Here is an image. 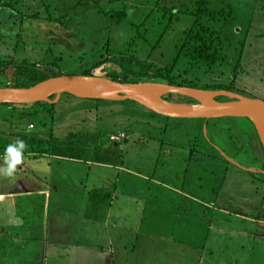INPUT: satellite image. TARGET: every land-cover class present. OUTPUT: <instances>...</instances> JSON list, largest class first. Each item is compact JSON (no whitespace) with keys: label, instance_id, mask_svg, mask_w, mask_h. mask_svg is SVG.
Segmentation results:
<instances>
[{"label":"rangeland","instance_id":"374dc122","mask_svg":"<svg viewBox=\"0 0 264 264\" xmlns=\"http://www.w3.org/2000/svg\"><path fill=\"white\" fill-rule=\"evenodd\" d=\"M63 1L0 0V51L12 49L24 29L40 37L55 34L62 40L74 33L90 49L83 61L75 58L71 48L62 50L67 56L60 69L64 76L82 74L108 58H132L156 70L172 66L185 34L199 19L218 37L221 63L211 73L195 67L185 74L187 61L180 59L173 73L199 86H232L244 97L264 101V0H93L98 3L95 13L78 15L74 11L78 0ZM9 7L28 15L39 12L43 18L49 9L71 12L67 18L71 32L48 22H28L19 29L12 25ZM201 10L211 11L216 20L204 17ZM14 56L25 55L19 51ZM116 72L117 66L106 64L92 75L107 77ZM14 79L9 74L0 84L11 85ZM219 125L229 134L210 122L207 135L229 165L225 173L212 174L213 163L201 154L193 153L188 160V154L180 153L190 147L204 150L197 148L207 144L199 132L205 130L202 120L167 119L132 101L96 103L66 96L56 104L31 108L0 106V168L4 167L1 139L12 140L9 134L27 133L49 142L47 157L23 159L13 177L0 175V193L11 195L17 182L48 189L50 177L64 171L68 181L57 189L65 196L61 204L67 218L59 222L65 221L71 229L68 244H110L104 246V253L112 251L111 244H121V238L132 244V252L144 244L141 256L135 258L134 253L130 258L131 264H264V188L260 186L256 197L243 184L247 178L264 182V169L246 156L236 155L234 160L220 150L234 141L237 148L247 150L251 141L246 133L256 128L240 118ZM184 164L190 167L185 169ZM77 185L83 187L85 199L70 188ZM193 194L207 201L194 202ZM56 195L60 194L54 192L53 203ZM82 203L83 213L77 209ZM1 216L5 217L0 219V264H45L43 197L0 202ZM82 222L83 234L77 232ZM114 223L125 228L119 230ZM99 224L111 231L101 232L108 240L103 243L96 239L97 229H88L89 225L100 228ZM77 251L82 252L78 246ZM192 251L194 255H184Z\"/></svg>","mask_w":264,"mask_h":264},{"label":"trees","instance_id":"16d2710c","mask_svg":"<svg viewBox=\"0 0 264 264\" xmlns=\"http://www.w3.org/2000/svg\"><path fill=\"white\" fill-rule=\"evenodd\" d=\"M61 4H66L65 0ZM93 4V5H91ZM98 3L93 0H78L75 4V15L82 13L94 14L95 7ZM11 13V19H13L12 25L18 27H24L28 22H48L58 24L65 30L71 32V28L67 24V18L71 15V12L59 13L58 10L51 12L50 9L46 10V16L43 18L39 12L32 15L23 14L21 11L17 10L15 7H9ZM165 13L167 10H165ZM201 13L212 20H216L215 14L209 10H201ZM200 13V14H201ZM97 14V12H96ZM170 22H172L173 14L169 13ZM166 17V16H164ZM29 31V34L26 33ZM25 30L23 34L16 35V41L12 49L4 48L3 51L11 50L14 54L5 55L3 51H0V79H7L8 75L14 76L15 79L9 84L1 83L0 88H30L38 83L44 82L48 79L62 77L61 70L62 63L65 62L67 56L63 54V49L71 48L74 53L75 58L83 61L87 56V50L90 49L86 45L84 39H79L71 33L67 40H62L58 36L49 35L40 37V33ZM36 34V35H35ZM184 41L182 42L178 56L175 58L172 66L166 68H160L154 70L151 65L147 62L134 60L132 58H122L119 61H112L109 58L101 61L91 69L85 71L82 74H73V76H93L92 71L100 68L106 64H111L119 68V73L111 74L105 78H108L115 82L121 83H145V82H155L161 84H167L169 86L176 87H187L199 90L207 91H226L234 93L237 95L239 92L236 88L223 84L215 85H203L199 86L193 80H184L178 75L173 73L176 70L177 65L179 66L180 59H186L187 70L184 71L185 74L196 68L205 69L206 73H211L214 66L217 63H221V55L217 54L216 43L218 37H215L214 32L210 28L204 26L199 19L194 21V27L191 28L186 34ZM217 36V35H216ZM89 45V44H88ZM23 52L24 58L14 56L15 53ZM25 53V54H24ZM27 76L24 78V76ZM21 75V79L16 80V76ZM22 82V83H21ZM62 96L72 97L70 95L64 94ZM242 96V95H241ZM185 97L169 94L163 97L164 100L168 102H176L177 99ZM248 98V97H247ZM54 98H52L53 100ZM228 99L220 97L217 101H227ZM96 103H103L106 101L102 100H92ZM191 103H195L194 100L190 99ZM43 105L42 103L30 104V105H1L11 108H31L35 106ZM235 120L234 118H223L216 120H207L208 124L211 122L212 127H217L219 132L222 134H229V130H224L218 126L220 122ZM183 120V119H178ZM189 120V119H185ZM206 124V125H208ZM201 130V128H200ZM254 146V149L259 150L260 158L264 160V149L257 134L254 130L252 133H246ZM223 135V137H226ZM12 140L1 139L2 146L1 149L4 156L5 150L9 144L15 143L21 140L25 143V149L23 155H32L35 158L41 157L43 155L49 154L48 145L49 142L43 141L41 138L31 136L27 133H12L8 136ZM228 141H232L231 137H228ZM235 142V141H234ZM241 151V149H239ZM217 154V153H216ZM218 158H221L218 156ZM222 159V158H221Z\"/></svg>","mask_w":264,"mask_h":264},{"label":"water","instance_id":"95a60500","mask_svg":"<svg viewBox=\"0 0 264 264\" xmlns=\"http://www.w3.org/2000/svg\"><path fill=\"white\" fill-rule=\"evenodd\" d=\"M107 88L113 89L115 95H98ZM64 94L78 99L106 102L132 101L155 115L171 119L240 118L247 119L254 125L256 122L264 123V101L260 99H250L226 91L199 90L155 82L121 83L97 76H62L48 79L30 88H0V106L56 104ZM169 94L189 98L196 104L168 102L163 97ZM220 97L228 101H216V98ZM256 131L264 149V143L257 129Z\"/></svg>","mask_w":264,"mask_h":264},{"label":"crops","instance_id":"0c3cea01","mask_svg":"<svg viewBox=\"0 0 264 264\" xmlns=\"http://www.w3.org/2000/svg\"><path fill=\"white\" fill-rule=\"evenodd\" d=\"M48 155H44L41 157H47ZM4 156H1L3 158ZM23 159H27L29 161H32L33 159H38L33 157L32 155H23ZM49 172L51 165L48 163ZM25 166H23L20 170H22ZM27 167V166H26ZM19 170V171H20ZM21 172V171H20ZM37 180L39 178L34 177ZM68 177L65 174L64 171L59 173L58 177L51 176L50 177V185L48 189H31L27 187V182H15L16 187L18 186V190L16 191V187L14 191L9 193H0V202L4 203L7 200L11 201H17L21 199H29L31 200L33 197L42 196L43 197V204H45V257L43 259L45 264H131L130 258L134 253L136 254V257L141 256V252L144 251L142 247H144V244L137 245L136 250L132 252L133 247L132 244H125L126 238H121L120 242L121 244H111L112 251H107V253H104V246L110 245V244H83L82 241H80V244H68V233L71 229H69L64 223L63 225L59 222V219L61 218H67V214L64 211L62 207V199L65 200V196L63 195L62 191L60 190L58 192L57 188H62L64 186L65 180H67ZM68 181V180H67ZM82 183V182H80ZM66 186V185H65ZM73 192H77L82 194L83 198V187L80 186H71L70 187ZM69 189V188H68ZM54 192L56 194L55 202L53 203V196ZM10 195V196H9ZM78 195V194H77ZM76 195V196H77ZM83 203L81 206H77L78 211H81L83 213ZM80 208V209H79ZM102 210L104 208H101ZM104 211V210H103ZM112 216V214H111ZM128 216V215H127ZM5 216H1L0 219H2ZM118 218V217H117ZM129 219V216H128ZM18 225V224H16ZM80 225H83L82 229L78 230L77 232H81L83 234L84 231V223L82 222ZM100 228L88 226V229H97L96 233H99V235L96 236V239L99 243L106 242L108 240H104V237H102L101 232L105 231L106 229L103 228V224H99ZM108 225V223L106 224ZM102 226V227H101ZM114 226L117 227L116 223H114ZM106 227V226H105ZM109 229V227H107ZM120 228L124 229L125 225L122 224L117 227V229L120 230ZM2 229V228H1ZM101 229V230H100ZM106 230L108 232H111L110 229ZM70 234V233H69ZM83 237V235H82ZM17 238V237H16ZM15 238V239H16ZM81 238V237H80ZM114 239V237L112 236ZM77 239L71 240V243H76ZM80 247L82 252H76L74 253L75 247ZM103 247V250H102ZM145 248V247H144ZM138 253V255H137ZM184 255H194V252L191 253L187 252ZM188 259V258H186ZM200 263L202 260L200 259Z\"/></svg>","mask_w":264,"mask_h":264},{"label":"flooded vegetation","instance_id":"af4514ba","mask_svg":"<svg viewBox=\"0 0 264 264\" xmlns=\"http://www.w3.org/2000/svg\"><path fill=\"white\" fill-rule=\"evenodd\" d=\"M216 101H217V98H216ZM227 101H218V102H227ZM174 103H191V102H190L189 98H184V99L181 98V99H177V101L174 102ZM191 104H196V102L195 103H191ZM161 117H163V116H161ZM164 118H166V117H164ZM167 119H171V118H167ZM172 120H177V119H172ZM206 121L207 120H202V125L204 126V129L206 130V133H205V130H203V129L199 130V132H201V136H203L207 140V142H206L207 144L206 145H197V148H203L204 150L198 149L197 151H194V150H192L193 147H190V148H187V150L181 151L180 153H182L183 155L184 154H188V157H187L188 160H189V158L192 157L193 153L201 154L202 157H205L203 159L206 162L213 163L214 170H213L212 174H214L215 172L222 174V173H225L228 170V165L229 164H228V161L226 160V158L221 155V152L217 149V147L213 143V141L208 138V135H207L208 130H207V127H206V124H208V122H206ZM230 142H232V141H230ZM235 144H236V142H232V144L231 143H227L226 145H224L225 148L220 146V150L225 154V156H228L229 158L232 157V158H234V160L236 159V157H235L236 155L246 156L247 159L249 160V162L257 163V164H259V166L261 168L264 169V160H262L260 158L259 150L254 149V146L251 144L247 150L243 151L241 149V151H239V148H237L235 146ZM203 154H205V155H203ZM218 156H220L222 159L218 158ZM188 165L190 167V164H186V165L184 164V166H185L184 168L188 169ZM247 179L244 180V183H243L245 185L246 191H248V193L253 192L256 195V197H257L258 194H259L260 186L262 188H264V182L261 183L260 180H253V179H248L247 180ZM254 187H255V190L253 189ZM185 194L189 195L188 193H185ZM214 194H216V193H214ZM232 196L235 197L236 194H233ZM190 197H191V199L194 200V202L196 200H202L204 202L207 201L204 197H202V196L201 197H197L194 194L190 195ZM256 197L254 198V200L256 199ZM251 213L253 214L252 210H251ZM247 218H249V217H247ZM252 219H253V217H252ZM248 222L252 223L253 221L250 220Z\"/></svg>","mask_w":264,"mask_h":264},{"label":"clouds","instance_id":"9594fccd","mask_svg":"<svg viewBox=\"0 0 264 264\" xmlns=\"http://www.w3.org/2000/svg\"><path fill=\"white\" fill-rule=\"evenodd\" d=\"M24 149L25 143L21 140L7 146L3 157L4 167L0 168V175L9 178L13 177L17 170V166L23 163Z\"/></svg>","mask_w":264,"mask_h":264},{"label":"bare ground","instance_id":"6f19581e","mask_svg":"<svg viewBox=\"0 0 264 264\" xmlns=\"http://www.w3.org/2000/svg\"><path fill=\"white\" fill-rule=\"evenodd\" d=\"M98 95H101V96H114L115 95V91L113 89L107 88V90L102 91ZM153 95L155 97H157L155 93H153ZM255 125H256V129L258 130V133H259V135H260V137H261V139H262V141L264 143V123L256 122Z\"/></svg>","mask_w":264,"mask_h":264},{"label":"built area","instance_id":"2783aa9c","mask_svg":"<svg viewBox=\"0 0 264 264\" xmlns=\"http://www.w3.org/2000/svg\"><path fill=\"white\" fill-rule=\"evenodd\" d=\"M30 129H33V126H29Z\"/></svg>","mask_w":264,"mask_h":264}]
</instances>
